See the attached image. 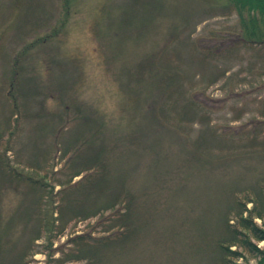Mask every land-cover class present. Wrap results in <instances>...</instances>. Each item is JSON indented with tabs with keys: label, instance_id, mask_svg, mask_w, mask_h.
<instances>
[{
	"label": "rangeland",
	"instance_id": "obj_1",
	"mask_svg": "<svg viewBox=\"0 0 264 264\" xmlns=\"http://www.w3.org/2000/svg\"><path fill=\"white\" fill-rule=\"evenodd\" d=\"M229 4L0 0V264L219 263L232 191L264 171L238 153L264 152V129L215 135L264 126V46L233 42ZM38 193L59 206L46 232ZM231 250L244 257L227 264H263Z\"/></svg>",
	"mask_w": 264,
	"mask_h": 264
},
{
	"label": "trees",
	"instance_id": "obj_2",
	"mask_svg": "<svg viewBox=\"0 0 264 264\" xmlns=\"http://www.w3.org/2000/svg\"><path fill=\"white\" fill-rule=\"evenodd\" d=\"M228 2L230 3V6L235 8V11L238 15V24L240 26L238 34L239 38L233 42H238L244 46L248 44L264 46V0H228ZM14 81L15 79H12V83H14ZM259 125L261 126H254L252 130L249 129L250 126H243L241 129L235 132L230 129H220L217 130L218 132H216L215 135L221 143H235L236 139L243 137L250 138V140L255 141L262 134V130L264 129L263 122H259ZM229 133H233V136H229ZM238 153L247 155H258L259 153L264 157V152L262 150L259 152H251V150L241 148V151ZM210 157L212 158V156ZM228 158H231V156ZM220 159L221 156L219 157V160ZM1 167L3 174L10 178L7 181L11 186L10 190L14 189L15 192H19V190L22 191L23 189H20V184L29 182L30 178L27 176H22V174H18L15 171L9 170V165L2 163ZM87 170H89L88 167ZM34 185L35 183L31 184V186ZM232 195L235 201L234 207L231 209V212H233L232 220H234V222L231 221L232 223H230L229 218L226 220L229 237L225 240H221L218 243V250L220 253L218 264H227L226 260L229 259V256L233 260L244 257L242 253L231 250V248L235 246L249 253L258 252L262 255L264 254L263 251H260L256 245L251 242L252 238L257 241H264V171L260 176H258L257 180L252 185L239 188L235 191L233 190ZM37 196L39 197V205L38 209L36 207L33 210V213L35 211L41 212V228L43 227L46 232L51 227H53L54 223L49 225V221L52 218V214L54 215V213L58 211L57 209H59V206H56L52 201L46 200V207L41 208L40 210L39 207H41V196L40 194ZM248 205L250 206L248 207ZM116 206L117 204L113 202V204H111L108 209H112ZM43 214L44 216L42 217ZM33 216L34 215L31 214L30 217ZM125 219H123V216H121L120 218L115 219L113 224L109 226V230H116V234L114 236L115 239L120 238L121 235L127 234L132 228V224L129 222V219L126 221ZM255 219H259L263 222V228H260L254 223ZM36 231H38V228ZM39 238L40 236L37 237V239ZM100 241V239L96 240L97 243ZM95 256L97 255L95 254Z\"/></svg>",
	"mask_w": 264,
	"mask_h": 264
},
{
	"label": "bare ground",
	"instance_id": "obj_3",
	"mask_svg": "<svg viewBox=\"0 0 264 264\" xmlns=\"http://www.w3.org/2000/svg\"><path fill=\"white\" fill-rule=\"evenodd\" d=\"M249 207V206H248ZM260 242H262V241H260Z\"/></svg>",
	"mask_w": 264,
	"mask_h": 264
}]
</instances>
